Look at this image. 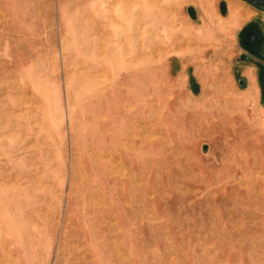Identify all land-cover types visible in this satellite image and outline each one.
<instances>
[{
  "label": "rangeland",
  "instance_id": "1",
  "mask_svg": "<svg viewBox=\"0 0 264 264\" xmlns=\"http://www.w3.org/2000/svg\"><path fill=\"white\" fill-rule=\"evenodd\" d=\"M263 16L0 0V264H264Z\"/></svg>",
  "mask_w": 264,
  "mask_h": 264
},
{
  "label": "crops",
  "instance_id": "2",
  "mask_svg": "<svg viewBox=\"0 0 264 264\" xmlns=\"http://www.w3.org/2000/svg\"><path fill=\"white\" fill-rule=\"evenodd\" d=\"M258 14H260V13H258ZM258 14H257V15H258ZM262 20H263V22H261V24H264V16H263V19H262ZM257 80L260 81V80H259V76L257 77ZM257 80H256V81H257Z\"/></svg>",
  "mask_w": 264,
  "mask_h": 264
},
{
  "label": "bare ground",
  "instance_id": "3",
  "mask_svg": "<svg viewBox=\"0 0 264 264\" xmlns=\"http://www.w3.org/2000/svg\"><path fill=\"white\" fill-rule=\"evenodd\" d=\"M116 1V0H115ZM233 4V3H232ZM237 5V4H236ZM240 7V6H239ZM234 13H236V12H234ZM251 14V13H250ZM103 72H104V70H102ZM106 71V70H105ZM105 73V72H104ZM120 164H121V162H120ZM124 165V164H123ZM117 246V245H116ZM119 246V245H118ZM115 253V252H114ZM120 253H122L121 251H120Z\"/></svg>",
  "mask_w": 264,
  "mask_h": 264
}]
</instances>
